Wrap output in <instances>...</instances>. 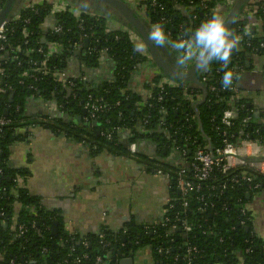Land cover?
Instances as JSON below:
<instances>
[{
    "label": "trees",
    "instance_id": "obj_1",
    "mask_svg": "<svg viewBox=\"0 0 264 264\" xmlns=\"http://www.w3.org/2000/svg\"><path fill=\"white\" fill-rule=\"evenodd\" d=\"M5 1L0 0L1 7H4ZM71 1L68 2L74 5L75 2ZM224 1L209 0L206 3V9H200V0H156L159 5L155 9L148 7L143 20L155 24L162 17L165 19L161 23L165 26L166 36L169 31L175 37L178 27L181 26L183 36L186 38L185 34L191 33L202 22L209 19L214 10L227 11L223 7ZM150 2L151 0H144L142 3L148 5ZM16 3L14 10L21 13L22 20H29L25 28L32 35L28 39V44L23 45L24 38L21 35L23 25L22 22H17L14 32L9 36L5 50L0 52V67L4 70V75L0 77V87L5 90L4 93H0V116H4V112L7 111L4 117L11 120V123L2 128L0 132V214H2L0 216V264H71L75 258L82 257L83 254H87V258L83 259L80 264H96L97 257H100L102 261L111 260L114 256H127L141 246H150L156 264H184L185 252L190 246L199 249L194 264H264V238L255 233L251 212L247 211L245 216H241L239 211L240 205L247 204L249 197L256 192L264 191V176L249 169L233 171L227 176L214 172L215 180L202 182L198 192L185 196L187 206L183 208L179 202L181 196L175 190V169L172 166L164 167L160 164L159 168L166 172L173 169L170 179V196L174 207L167 211L165 217L170 218V224H173L175 229H172L170 225H164L163 221L152 225L127 221L124 224L125 234L121 230L114 232L102 228L97 233L70 236L61 230L59 215L47 211L37 197L30 195L26 188L16 182V179L20 177L25 180L29 172L26 169H13L7 166L11 145L18 141H25L30 135L29 130L39 126L52 132H64L77 142L84 141L83 144L88 146L93 153L105 147L108 151L128 155L120 135L113 133L112 141H107L100 135V131L108 128L107 120L110 121V126L122 124L129 133L134 135L135 139L132 141L143 140V138L151 140L160 138L159 140L167 142L166 136L161 134V131L167 128V124L159 125L161 116L155 108L135 110V103L142 100V96L127 89L128 83L135 71L147 59L141 52L134 51L133 43L128 39L127 34L112 30L105 17L99 16L97 20L85 17L84 26L87 30L89 27L92 28L93 41H98V43L90 42L88 49L83 44L82 53L76 54L75 59L86 66L87 72L89 69L90 71L95 70L101 62L99 59L102 52L107 49L106 54L110 60L107 62L111 64V72L114 75L112 81L101 82L96 84V89H92L89 86L92 82L75 80L73 81L74 87L66 88L50 75H35L36 80L23 77L24 71L31 68L32 62L43 60L36 50L39 47H45L48 42H55L59 45L58 55L51 57L47 62L48 69L51 71L65 70L68 67L70 48L77 42L79 31L75 20L70 15L61 13L56 15L54 20L56 25L62 26L63 30L59 36L53 35L50 30L44 29V24L49 19L48 5L38 6L36 14L30 10L23 11L22 6L26 0H17ZM247 6L254 12L253 18L260 22V31L258 34L254 33L253 38L244 37L243 33L250 19L242 15L236 17L230 31L241 36L242 43L234 49L228 68L225 69L219 61H213L207 71L202 74L207 77L206 86L213 85L217 91L214 93L207 91L203 104L195 107V102L191 103L183 99L181 87L165 88L167 95L163 103L168 110L166 122L172 121L174 128L180 129L183 136H200L203 133L211 149L222 146L224 140L222 135L216 131V127L220 125L221 113L228 107L225 101L231 97L229 92L221 91L224 71H233L237 66H243L244 70L246 62L252 55L264 56V46L260 48L261 44L264 45V1H254ZM188 7H193V10L189 11ZM168 38L167 36V40ZM18 46L21 51L14 52ZM167 46V44L158 46L160 53L164 56ZM26 50L33 52L26 57ZM89 51H91L90 55ZM14 56L17 60H14ZM18 60L19 65H17ZM82 74H86V71H82ZM160 78L161 76L154 77L153 82H157ZM20 80L23 84L19 83ZM30 85L36 87L37 90H30L28 88ZM188 92L203 95L200 87L191 84L188 85ZM89 93L103 96L110 104L120 101L121 105L112 107L106 114L97 115L93 120L89 119L87 122L82 120L84 124L81 122L73 124L69 123L68 119H64L63 115L66 114L72 116L82 114L81 102L85 101ZM10 96H12L11 101ZM31 97L35 99L40 97L43 101L56 103L60 107L57 115L35 120L27 117L24 110L27 100ZM126 97H128L127 100H125ZM237 102L246 106L244 100ZM17 106L19 109L16 112ZM175 108L178 114H174ZM238 108L235 124L230 132L239 134L242 131L253 140L264 142V125L253 118L245 127H242L241 120L250 113L240 106ZM117 110L123 112V118L116 117ZM185 112H190L196 117L186 123L183 119ZM148 115L150 118L145 128L150 133L142 134L137 126H139V121ZM198 125L202 131L199 130ZM93 142L98 144L95 150H93ZM178 145L181 146L179 139ZM190 160L191 157L188 155L187 161ZM185 169V177L190 179L192 174L187 166ZM241 172H245L252 178L250 184L235 185L223 194L210 190L209 186L225 183L231 176L240 175ZM255 183L259 184L260 188L256 191L250 190L249 187ZM247 194H249L248 197ZM221 200L225 201V206L222 205ZM183 220L191 226V232L185 233L182 230L180 222ZM241 221L245 223L244 226L240 225ZM52 222L58 223L57 237L51 236ZM21 224L27 227V231L20 239H14L16 228ZM32 224L35 226L34 229H31ZM146 226H148L147 229ZM203 231L206 233L203 234ZM100 234L104 236L103 243L99 239ZM84 238L88 240L86 247L81 244ZM104 243H109L110 246L105 247L102 245ZM159 246H170L173 250H170L167 256L159 255L156 253V248ZM43 249H47V253L43 254ZM247 249H250L249 253H246ZM176 255H178V260L174 262ZM64 260L68 263H63Z\"/></svg>",
    "mask_w": 264,
    "mask_h": 264
},
{
    "label": "crops",
    "instance_id": "obj_2",
    "mask_svg": "<svg viewBox=\"0 0 264 264\" xmlns=\"http://www.w3.org/2000/svg\"><path fill=\"white\" fill-rule=\"evenodd\" d=\"M124 1L145 19L139 10L143 0ZM93 12L99 15V12ZM226 14L223 13V16ZM108 21V26L113 28L114 22ZM254 29L250 32L258 34L259 27ZM170 53L165 51L164 57L176 64ZM246 63L248 66L237 79L239 99L251 106L252 113L259 111V118L255 120L263 121L264 56L253 55ZM110 69L111 64L101 61L97 69L87 72L89 81L94 85L101 83L99 74ZM81 70L75 58L68 59L66 73L69 76L77 77ZM155 74V67L146 62L133 74L127 89L136 94L141 93L144 85L153 80ZM24 112L33 120L57 115L53 107L33 97L27 100ZM73 117L74 114L63 115L64 119L71 121ZM29 132L25 141L11 145L7 166L29 172L20 186L37 197L47 211L59 215L60 228L65 234L85 235L97 233L102 228L119 232L127 221L152 225L162 220L165 207L171 201L170 178L157 174L156 170L161 169V163L164 167L171 163L169 157L159 162H149L145 157L154 156L152 145L142 143L135 156L118 154L105 147L93 153L88 146L64 132H52L44 127H36ZM124 137L123 133L121 138L124 140ZM92 144L95 150L98 144ZM255 159L249 158L253 162ZM259 166L264 170V161ZM259 175L264 176V173ZM246 207L251 212L255 233L264 238V191L249 197ZM114 257L115 263L111 259L99 264H119L121 260H130L131 264H156L150 246H141L127 256Z\"/></svg>",
    "mask_w": 264,
    "mask_h": 264
},
{
    "label": "built area",
    "instance_id": "obj_3",
    "mask_svg": "<svg viewBox=\"0 0 264 264\" xmlns=\"http://www.w3.org/2000/svg\"><path fill=\"white\" fill-rule=\"evenodd\" d=\"M144 1V0H143ZM209 0H200V9H206V3ZM259 1V0H258ZM262 1V0H261ZM264 1V0H263ZM235 0H225L223 3V7L226 8L227 11L223 10V12H228V10L232 7L233 3ZM254 2V1H253ZM42 5H48L50 10H49V19L45 22L44 24V29H48L51 31V34L59 36L63 30L61 25H56L55 23V16L61 13H66L70 15L76 22L77 30L79 31L78 35V40L75 42L72 47L70 48L69 51V58L68 59H74L76 54L82 53V46L85 41H87V49L89 48L90 42L92 43H98V41H93L94 37V31L92 30L91 27L88 28V30L84 26L85 22V17H89L90 19H95L97 20V17H99L97 14L83 11L80 8H76L72 6L70 3H68L65 0H27L26 3L22 6L23 11L25 10H30L32 12H35L37 14V7L42 6ZM159 4H157L156 0H151V2L148 5L143 4L142 6L139 7V10L141 13L146 15L147 8L149 9H155ZM3 7L0 6V10ZM161 8V6H160ZM163 8V7H162ZM189 11L193 10V7H188ZM222 13V12H221ZM254 12L246 6L245 9L243 10V13L241 14L244 17H247L250 19L249 24L245 28V31L243 33L244 37L253 38V34L250 32L251 29L256 28V26L259 27L260 30V22L258 20H255L254 17ZM223 15V13H222ZM225 17V16H224ZM195 18V17H193ZM165 19L160 18L159 22H163ZM17 22H22V29H21V35L24 38L23 45L28 44V39L32 35V33L25 28V25L29 24L28 19H21V13L17 12L15 15L10 17L8 20H4L0 23V52H3L6 48V45L8 43V39L10 34H12L15 30L14 26L17 24ZM110 23V22H109ZM149 26L151 27V23H149ZM112 30H119L122 32L124 30V33L127 34L128 39L133 43L136 40L141 41V39L135 35L132 31L127 29L126 27L118 24L117 22H114V27ZM255 30V29H254ZM167 36L169 37L167 41L171 42L172 40L178 41L183 36V31L182 27L179 26L176 32V36L173 37L171 33L168 31ZM242 37L240 36V41L238 43V46L242 43ZM91 40V41H90ZM174 42V41H172ZM169 47L170 44L166 43ZM249 46V44H247ZM263 44L260 45V48H263ZM21 48L18 46L16 47L14 52H20ZM59 51V45L55 42H48L45 47H39L37 48L36 52L41 54L43 57V60L40 62H32L31 68L28 70H25L23 73V77L29 78V79H34L35 75H43V76H52L56 82H58L62 87L66 88H71L74 87V82L75 80H80L83 82H87L88 75H87V70L86 66H84L82 63H78L80 68L82 69L81 71H86V74H82V72L77 76V77H71L66 73V69L63 71H57L53 70L51 71L47 67V62L51 57H54L58 55ZM175 52L177 50L174 49ZM33 51H28L26 50L25 56L27 57L29 54H31ZM107 49H105L102 52V56L99 59L100 61H110L108 60L107 56ZM142 55L146 57V61L141 65L143 66L146 64V62H150L151 60L146 53V48L144 47V50L141 52ZM178 53V52H177ZM91 54V51H89V55ZM179 54V53H178ZM82 55V54H81ZM253 56V55H252ZM14 60H17V57L14 56ZM137 61H140V59H137ZM20 62L18 60L17 65H19ZM195 64V61L190 62L184 69L183 71H187L189 68H191ZM1 66V64H0ZM140 66V67H141ZM139 67V68H140ZM246 67V65H245ZM138 68V69H139ZM137 69V70H138ZM90 71V69L88 70ZM207 71L205 69L203 72ZM245 68L243 70V66H237L234 70V79H233V84L229 88H224L223 86L221 87V91H227L231 94V97L228 98L225 103L227 104V108L224 109L221 113L220 116V121H219V126L216 127V131L222 135L224 138L223 140V145L222 146H217L211 149L210 144L208 142V139L206 136H203L200 134V136L197 135H185L183 136L180 133V129L174 128V124L172 121L169 123L166 122V117L168 115V110L166 106L164 105L163 101L165 100L166 97V87H171V88H176V87H181L183 89V99L188 101V102H199L202 98L203 95L200 94H192L188 92V85L186 83H181V82H176L168 77L162 76L161 74L157 73L155 74L156 76H161V78L157 82H153L151 80L147 85H144L141 93H138L140 96H142V100L138 101L135 103V110L141 111L142 109H156L159 113L160 121L159 125L160 126H165L167 124V128L165 129L166 136L168 137L169 140V158H170V165L172 166L174 171V176H175V190L176 192L181 196L180 199V204L183 208L187 206V200L185 199V196L189 195L190 193L193 192H198L201 189L202 182L204 183L205 181H210V180H215V174H219L222 176H227L233 171H237L240 169H249L254 171L257 174H263L264 170H262L261 165L263 163L260 161H257L259 159H263L264 157V142H259L258 140H253L252 138L249 137L248 134H243L242 131L239 132V134L231 133L230 130L234 127L235 124V119H236V112L240 108H244V110L247 112L249 111L250 114L248 116L244 117L241 120V125L242 127H245L252 119H253V113L251 111V108H247V104L244 107V105L238 104L237 101H240L239 99V89L237 87V79L240 77L242 73H244ZM203 72L200 74V80L199 83L204 85L206 87V92L214 93L217 90L213 85H208L206 86L207 82V77L202 76ZM4 75V70L0 67V77ZM112 81V80H109ZM218 82V81H216ZM20 84H23V81H19ZM90 83V82H89ZM92 89H96V85L93 83H90L89 85ZM30 90H37L36 87L30 85L28 87ZM8 90L10 91L11 88L9 87ZM4 93L5 90L0 87V93ZM39 95V94H38ZM128 97L125 98L127 100ZM218 99V98H217ZM39 101L42 103L45 102L49 104V106L53 107L55 112H58L59 106L54 103V102H46L43 101L40 97L38 98ZM121 102L118 101L115 104H110L107 102L103 96L101 95H94L92 93H89L87 97L85 98L84 102H81V108L85 112V115H77L81 116V121L83 120L84 122H87L89 119H94L97 115H103L106 114L108 111L112 109V107H120ZM19 107L17 106L15 111L17 112ZM82 111V112H83ZM62 113V112H61ZM64 114V113H62ZM174 114H178L177 108L174 110ZM185 117L183 118L186 123L190 122L191 119H194L196 116L194 114H191L190 112H185ZM75 116V117H77ZM116 117L118 119L123 118V112L121 110L116 111ZM150 116L144 117L141 121H139V126H137V129H140L139 131L142 133H150V131L146 130L145 125L148 124ZM255 120V119H254ZM11 123V120L4 117L0 116V132L2 131V128L8 126ZM260 124L264 125V120L259 121ZM106 124L108 125V128H105L103 131H100V135L105 137L107 141H112V134L116 133L118 135H122L123 133L125 134L128 132L124 126L121 124L120 126H110V121L107 120ZM39 127V126H36ZM33 127V128H36ZM139 127V128H138ZM31 128V129H33ZM198 128L200 131L201 128L198 125ZM30 129V130H31ZM167 130V131H166ZM171 130V131H169ZM178 139L179 142L181 143V146L178 145ZM84 143V141H82ZM134 149V146H132ZM260 151H263L260 155ZM190 155L191 160L188 162L187 161V156ZM253 157L256 158L255 162L249 161V158ZM185 166L188 167L190 170L191 178L186 179L185 173L186 169ZM171 169L169 172L163 171L161 169H157L156 173L159 175H164L168 178H172V170ZM16 182L18 184H21L23 182V178H18L16 179ZM252 178L247 175L245 172H241L240 175H233L229 178V180L225 181V183H220L217 185H211L209 186L210 190L216 191L217 193L223 194L225 191L228 189L234 187L235 185H241L242 183H251ZM260 188L259 184L255 183L252 184L249 189L252 191H256ZM249 194H247V197ZM222 205L225 206V201L221 200ZM247 204H242L239 207V211L241 216H245L247 213ZM174 207V204L172 201H170L164 210V215L161 220L163 221L164 225H170L172 229H175V226L173 224H170V218L165 217V214L167 213L168 210L172 209ZM2 216V214H0ZM178 220V218H176ZM180 225L182 227V230L185 233L191 232L192 228L191 226L186 222V221H181ZM241 226H244L245 223L243 221L240 222ZM35 226L34 224L31 225V229H34ZM148 226H146V229ZM27 231V227L24 225H19L16 228V232L14 233L13 237L14 239H20ZM121 232L123 234L126 233V229H122ZM203 234L206 232L203 231ZM70 236H75V234H71ZM99 239L101 243L104 241V236L102 234L99 235ZM172 242V240H170ZM81 244L86 247L88 245V240L85 238L82 239ZM105 247H109V243H104L102 244ZM170 250L172 251L173 249L169 247H162L159 246L156 248V253L159 255H164L167 256L170 253ZM250 249L246 250V253H249ZM264 252V249H263ZM42 253L45 254L47 253V249H43ZM199 254V249L195 246H190L187 248L185 252V258H184V264H194L195 258H197V255ZM87 258V254H83L82 257H77L75 258L71 264H80V262L83 259ZM178 260V255L174 256V262H177ZM102 262V259L100 257H97L95 260L96 264H99ZM63 263H68L67 260H64Z\"/></svg>",
    "mask_w": 264,
    "mask_h": 264
},
{
    "label": "water",
    "instance_id": "obj_4",
    "mask_svg": "<svg viewBox=\"0 0 264 264\" xmlns=\"http://www.w3.org/2000/svg\"><path fill=\"white\" fill-rule=\"evenodd\" d=\"M71 1V0H65ZM77 7H79L83 11L94 13L93 11L99 12L98 16L105 17L106 19H110L113 22H117L118 24L126 27L130 31H132L135 35H137L141 41L144 43L146 48V53L148 54L152 65L155 67L157 73L162 76L168 77L169 79L191 84L194 86H198L201 88L203 92V98L195 104V107L203 104L206 97V88L204 85L200 84L198 79L200 74L205 70L199 67L196 62L195 64L189 68L187 71H183L177 69L175 67V63L170 62L168 59L164 57L163 54L160 53L159 47L154 44L149 38V32L151 27L149 24L144 21L141 16L124 0H73ZM71 1V2H73ZM17 0H6L4 7L0 10V23L4 20H8L10 17L16 14L15 7L17 5ZM250 0H235L232 7L228 10L225 16V24L226 27L230 30L232 25L234 24L236 17L240 16L243 13L245 7L249 4ZM69 3V2H68ZM71 4V3H70ZM73 5V4H71ZM104 8L105 10H100ZM113 17H112V16ZM254 29H251L253 32ZM84 47H87V41L84 42ZM238 47V45H237ZM248 66V63H246ZM12 96L9 97L11 101ZM247 108L250 109L251 106L247 104ZM4 116L7 115V111L4 112ZM85 115V112H82V116ZM259 111H254L253 116L255 119L259 118ZM55 115H51L54 117ZM68 119L69 123H80L81 116L73 117ZM200 127V126H199ZM250 161V160H249ZM257 161H264L263 159H259ZM58 223L52 222L51 224V236L57 237L58 235ZM247 231V229H246ZM105 260V257L103 258ZM112 261L115 263L116 258L113 257ZM119 264H131L130 260H121Z\"/></svg>",
    "mask_w": 264,
    "mask_h": 264
},
{
    "label": "clouds",
    "instance_id": "obj_5",
    "mask_svg": "<svg viewBox=\"0 0 264 264\" xmlns=\"http://www.w3.org/2000/svg\"><path fill=\"white\" fill-rule=\"evenodd\" d=\"M164 24L157 22L151 25L149 38L157 46L170 44L177 50L175 67L184 69L190 62L195 61L202 69H207L213 61H219L225 69L231 62V55L240 41V36L230 31L225 24V17L216 9L211 17L202 22L191 33H186V38L169 42L164 30ZM134 51L142 52L144 43L136 40L133 42ZM234 73L226 70L222 77V86L229 88L233 84Z\"/></svg>",
    "mask_w": 264,
    "mask_h": 264
},
{
    "label": "flooded vegetation",
    "instance_id": "obj_6",
    "mask_svg": "<svg viewBox=\"0 0 264 264\" xmlns=\"http://www.w3.org/2000/svg\"><path fill=\"white\" fill-rule=\"evenodd\" d=\"M142 2L143 1H141V5L140 6L143 5ZM81 123L84 124L83 121H81ZM140 133H142V132H140ZM142 134H149V133H142ZM161 134H164L166 136L165 130H162L161 131ZM124 135H125V137H124L125 139L123 140V145L126 146L124 148H125V151L127 152V154L129 156H135V155H137L138 154V150H137L138 149V146H140L142 143H145L146 145L147 144L152 145L153 148H154L153 151H155L154 152V156H152L150 158L148 156L145 157L147 160H149V162H150V160H152L151 163H153L154 160H157V162H159V161H162V159L169 157V149H168L169 141H168V137L167 136H166L167 142H164V141H162V139L159 140L160 138H156V139H153V140L143 138V140H138V141L135 140V141H132V139H135V137H134L133 134H131L129 132H126ZM132 146H134V149L132 148ZM163 171H165V170H163Z\"/></svg>",
    "mask_w": 264,
    "mask_h": 264
},
{
    "label": "rangeland",
    "instance_id": "obj_7",
    "mask_svg": "<svg viewBox=\"0 0 264 264\" xmlns=\"http://www.w3.org/2000/svg\"><path fill=\"white\" fill-rule=\"evenodd\" d=\"M251 1H253V0H251ZM122 32L124 33V30H122ZM165 51L166 52H171L170 55H172L174 57L175 61L177 60L178 53L175 52L174 49H172L171 47L167 46V49L164 50V53H165ZM111 69L99 74L98 77H100L99 79L102 80V82L109 81V80H112L114 78L113 77L114 75L111 72Z\"/></svg>",
    "mask_w": 264,
    "mask_h": 264
}]
</instances>
